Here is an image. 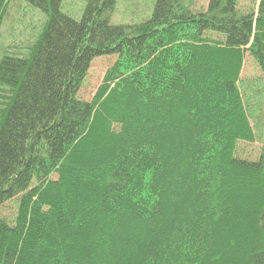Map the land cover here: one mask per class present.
<instances>
[{
  "label": "trees",
  "instance_id": "obj_1",
  "mask_svg": "<svg viewBox=\"0 0 264 264\" xmlns=\"http://www.w3.org/2000/svg\"><path fill=\"white\" fill-rule=\"evenodd\" d=\"M14 1L47 19L26 58L0 59V264H264V145L234 155L255 141L237 84L247 52L264 76V0H156L132 24L112 23L116 0L78 21Z\"/></svg>",
  "mask_w": 264,
  "mask_h": 264
},
{
  "label": "rangeland",
  "instance_id": "obj_2",
  "mask_svg": "<svg viewBox=\"0 0 264 264\" xmlns=\"http://www.w3.org/2000/svg\"><path fill=\"white\" fill-rule=\"evenodd\" d=\"M156 0H116L112 23L132 24L151 16ZM260 0H239L237 10L241 14H257ZM87 0H63L61 12L80 20ZM191 8L198 12L207 7L208 0H190ZM47 17L29 5L9 0L0 21V59L3 55L26 58L39 38ZM115 56H103L92 61L78 92L80 100L93 102L102 86L106 72L115 63ZM249 112V125L255 135L253 143L238 142L236 158L256 160L264 145V76L257 62L247 52L237 84ZM54 178H56L54 176ZM16 203H10L4 215L15 216Z\"/></svg>",
  "mask_w": 264,
  "mask_h": 264
}]
</instances>
